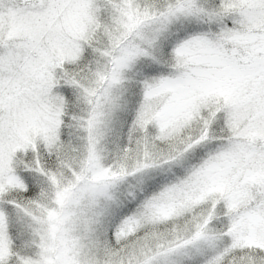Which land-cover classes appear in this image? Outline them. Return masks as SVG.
Segmentation results:
<instances>
[{
	"label": "snow or ice",
	"instance_id": "snow-or-ice-1",
	"mask_svg": "<svg viewBox=\"0 0 264 264\" xmlns=\"http://www.w3.org/2000/svg\"><path fill=\"white\" fill-rule=\"evenodd\" d=\"M0 264H264V0H0Z\"/></svg>",
	"mask_w": 264,
	"mask_h": 264
}]
</instances>
